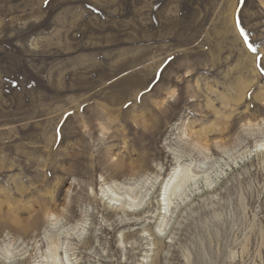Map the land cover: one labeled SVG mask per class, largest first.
Returning a JSON list of instances; mask_svg holds the SVG:
<instances>
[{"label": "rangeland", "instance_id": "1", "mask_svg": "<svg viewBox=\"0 0 264 264\" xmlns=\"http://www.w3.org/2000/svg\"><path fill=\"white\" fill-rule=\"evenodd\" d=\"M159 68L144 102L177 97L146 129L124 104ZM261 68L264 0H0V264H38L66 230L77 264H264ZM178 157L203 164L187 195L109 204Z\"/></svg>", "mask_w": 264, "mask_h": 264}, {"label": "bare ground", "instance_id": "2", "mask_svg": "<svg viewBox=\"0 0 264 264\" xmlns=\"http://www.w3.org/2000/svg\"><path fill=\"white\" fill-rule=\"evenodd\" d=\"M198 144V142H197ZM205 148V147H204ZM263 151L264 150V141L257 146V151ZM184 161L182 157L177 158V167L174 169V172L169 176V178L166 179H161V176H154V177H149L150 175L146 176H141L140 178H134V179H129L130 181H122V182H116L114 186L116 189H113L112 185L109 186L108 191H104V194L111 193L112 195L109 196L111 199L112 203H109L110 205L112 204L113 208L115 210H123L127 211L129 214L131 212L138 213L137 210L138 207L143 204L145 199L151 194L152 190L157 188L158 184L160 194L159 197L163 196V202L159 200V205L162 207L163 205H171V203L174 200L175 195H183L185 192V195H187L188 189L191 190L190 188H187V183L188 180L193 179L195 180L198 175L192 173V165H203L202 162L199 164H189L186 163L184 164ZM185 165H191V166H185ZM208 179V178H207ZM207 182L212 183V180H207ZM162 209V208H161ZM48 214V213H47ZM160 215L163 216V223H165V220L167 219V215L163 214L162 211L160 212ZM55 213H49L48 217H55ZM58 222V220H55ZM56 224V223H55ZM75 229L79 231V227L77 226ZM70 230L63 231L62 233L58 234L60 237L65 238L66 241L60 240L59 242L57 241H52L50 242L49 250H48V255L42 256V259L35 260V262H38V264H77L78 262L76 261L78 257H72V254H69L68 248L67 247H62L64 243H70L71 238L68 237L69 235H72L69 233ZM62 234V235H61ZM64 234V235H63ZM80 237V235H78ZM53 239V238H52ZM61 248H64L65 255L64 257H61L62 251L60 250ZM61 252H60V251ZM74 255V254H73ZM26 259V256H21L18 258L13 259V263L16 260L23 261ZM37 264V263H36Z\"/></svg>", "mask_w": 264, "mask_h": 264}, {"label": "snow or ice", "instance_id": "3", "mask_svg": "<svg viewBox=\"0 0 264 264\" xmlns=\"http://www.w3.org/2000/svg\"><path fill=\"white\" fill-rule=\"evenodd\" d=\"M243 0H241V3ZM237 22H239V18H237ZM244 30L241 28V33H243ZM245 39L247 40V36L245 35ZM255 51V49H253ZM174 59V58H171ZM164 68H159L156 72V74L153 76V78L149 81L147 85H145L144 89L140 92L137 93L136 96H134L132 99H129L125 104L124 108L125 109H130L133 105V103L139 104L140 108L138 109V116L143 117V126L147 129L151 127V121L154 115L157 114V110L163 108L164 105L169 104L170 101H175L177 97V91L176 88H171L167 92L166 95L163 96V104H161L160 99L157 100H149L147 103H145V97L148 94L154 93V90L159 87L160 84L167 83L163 76ZM260 72L262 75H264V68L260 69ZM187 75V73H185ZM252 93H248V98L251 100ZM261 103H264V100L261 101ZM255 107V105H253ZM250 123V121H249ZM137 126H141V124H137ZM63 128V126H61ZM61 128H58L56 130V140H57V146H59V141L60 140H67L68 135L67 132L61 131ZM49 176L52 175L51 172L48 173Z\"/></svg>", "mask_w": 264, "mask_h": 264}]
</instances>
